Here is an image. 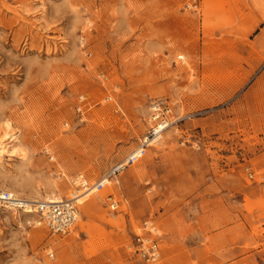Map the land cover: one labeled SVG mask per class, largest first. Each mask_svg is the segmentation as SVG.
<instances>
[{
  "label": "rangeland",
  "instance_id": "1",
  "mask_svg": "<svg viewBox=\"0 0 264 264\" xmlns=\"http://www.w3.org/2000/svg\"><path fill=\"white\" fill-rule=\"evenodd\" d=\"M185 2L0 0V135L22 149L0 190L80 194L140 145L151 100L171 106L67 234L0 208V264H141L145 221L162 264H264V0Z\"/></svg>",
  "mask_w": 264,
  "mask_h": 264
},
{
  "label": "built area",
  "instance_id": "2",
  "mask_svg": "<svg viewBox=\"0 0 264 264\" xmlns=\"http://www.w3.org/2000/svg\"><path fill=\"white\" fill-rule=\"evenodd\" d=\"M185 6L187 8H195L197 6L196 0H186ZM171 111V106L168 100L164 98H155L150 102V111L147 116V122L151 123L147 135L143 137L140 145L135 148L130 154L120 163L113 166L108 172H106L101 179L94 184L88 186L86 182L80 183V187L84 190L86 188L95 187L99 189L104 185L105 180H109L113 175L119 173L129 164L137 161L141 158L146 148L148 147L149 137L153 136L160 127L169 124L168 115ZM248 176L252 177L251 172H248ZM79 178L81 176H78ZM75 178V180L78 179ZM75 194H72V197ZM19 198L12 196L8 191H3L0 194V208L7 210H16L17 212L34 214L38 216V221L43 223L44 226L51 234H67L70 232L77 223L78 220V203L75 198L61 199L56 202H20ZM110 206L114 208L116 206L114 201H111ZM145 230L144 234H135V251L141 261V264H162L159 243L158 232L151 221H145L143 223ZM52 253L49 252L48 256L52 257Z\"/></svg>",
  "mask_w": 264,
  "mask_h": 264
},
{
  "label": "bare ground",
  "instance_id": "3",
  "mask_svg": "<svg viewBox=\"0 0 264 264\" xmlns=\"http://www.w3.org/2000/svg\"><path fill=\"white\" fill-rule=\"evenodd\" d=\"M181 58V57H179ZM163 126L160 127L157 132L149 137L146 141H148V145H153L156 142H158V140L161 138V133L163 130H165V128L167 127ZM1 130H2V134L0 135V158L2 157V155H9V156H13L15 154H18L19 152H21L22 149H20V147L18 146L20 143L19 137H18V133L17 130L12 131V123L9 120H4L1 123ZM1 160V159H0ZM104 185H108L110 184V180H105ZM103 185V186H104ZM54 189V190H53ZM50 194L45 195L44 197H42L41 199L39 198H28V197H23V196H18L14 193H12V196H16L17 198H19V200H21L20 202L22 203H26L28 201H33V202H37V201H42V202H56V201H60L61 198H57L55 197V195L53 194V191H57L56 187L54 186V188L50 189ZM97 189L95 187H90V188H86L82 193L80 194H76L75 192H73L75 195L73 197L70 198H75L76 201L78 202V200L82 197L88 196L91 193H94ZM3 191H7V190H0V194ZM9 192V191H8ZM10 193V192H9ZM11 212L17 213L16 210L11 209ZM26 214V213H24ZM37 225H40L41 223L39 221H36Z\"/></svg>",
  "mask_w": 264,
  "mask_h": 264
}]
</instances>
